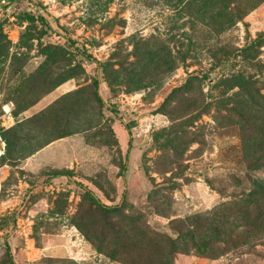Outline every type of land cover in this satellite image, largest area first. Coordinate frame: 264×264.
Wrapping results in <instances>:
<instances>
[{"label":"rangeland","instance_id":"obj_1","mask_svg":"<svg viewBox=\"0 0 264 264\" xmlns=\"http://www.w3.org/2000/svg\"><path fill=\"white\" fill-rule=\"evenodd\" d=\"M12 1L0 264H264V0Z\"/></svg>","mask_w":264,"mask_h":264},{"label":"trees","instance_id":"obj_2","mask_svg":"<svg viewBox=\"0 0 264 264\" xmlns=\"http://www.w3.org/2000/svg\"><path fill=\"white\" fill-rule=\"evenodd\" d=\"M39 17H40L41 21L43 22V24L47 27V29H52V28H54V27H53V24L50 23L46 18H44L43 16H41V14H39ZM1 30H2V26L0 25V32H1ZM68 41L71 43L73 49H74L78 54L84 55V56L88 57L89 59L91 58L90 54H88V52L86 51L85 48H81V47H79V46L76 44V42H75L74 40H72V39H69ZM97 83H98V86H99V82H97ZM130 135H131V136L133 135L131 131H130ZM131 141H132V140L130 139V144H131ZM125 170H126V165L124 164V166H123V172H125ZM61 175H62V176H67V177H69L70 179H72L73 173L70 172V171H59V172H56V173L54 174V176H61ZM73 177H74V176H73ZM75 181H76V183H77L78 186H80V187H82V188L85 189L86 194L89 196V198H90L95 204H97L98 206L102 207L103 209H108V210H113V211H117V210H119V206H118V205H116V206H107V205L103 204L102 201L100 200V198H98V197H97V196H96L91 190H89L86 186H84V184H83L82 182H79V181H77V180H75Z\"/></svg>","mask_w":264,"mask_h":264},{"label":"built area","instance_id":"obj_3","mask_svg":"<svg viewBox=\"0 0 264 264\" xmlns=\"http://www.w3.org/2000/svg\"><path fill=\"white\" fill-rule=\"evenodd\" d=\"M14 2L12 0H0V20H2V18L8 14L9 10L14 7ZM9 16V14H8ZM11 114H9L8 116H10ZM9 118V117H8Z\"/></svg>","mask_w":264,"mask_h":264}]
</instances>
